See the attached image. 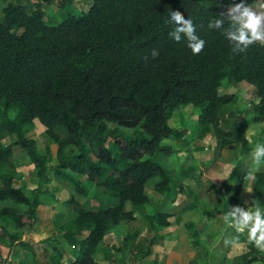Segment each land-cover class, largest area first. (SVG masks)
Instances as JSON below:
<instances>
[{"label":"trees","instance_id":"16d2710c","mask_svg":"<svg viewBox=\"0 0 264 264\" xmlns=\"http://www.w3.org/2000/svg\"><path fill=\"white\" fill-rule=\"evenodd\" d=\"M89 1L86 13L68 14L49 24L42 3L28 7L25 0H0V166L12 168L15 153L14 147L2 146L3 135H17L16 145L27 153L40 181L30 198L12 175L1 176L0 204L10 202L23 210H0L13 227L12 232L0 229V241L9 250L27 251L26 264H36L31 237L44 207L37 194L48 192L45 184L64 178L83 192L72 174L91 181L103 178L106 194L118 199L114 206L78 210L73 221L54 232L79 246L78 253L69 249L73 259L66 264H100L94 254L109 230L136 220L126 204H149L146 186L153 180H158L155 189L160 194H169L176 183L171 169L154 158L174 153V147L163 145L165 140L184 137L182 129L169 125L175 110L188 106L199 110L198 128L211 129L215 135V159L232 143L248 149L243 122L233 118L227 132L221 128L225 108L238 102L236 94H222L225 85L245 83L253 88L250 123L264 127V45L255 43L246 53L234 54L223 31L230 26L227 18L221 30L208 27L224 13L223 6L241 0ZM172 10L191 18L196 34L206 41L199 55L192 54L186 37L179 43L170 37L176 27L170 20ZM153 49L159 51L155 59ZM15 111L11 120L9 113ZM35 121L58 146L55 166L48 165V155L39 152L30 136ZM58 128L67 131L65 138L56 133ZM124 129L132 133L126 135ZM68 147H77L80 153L69 156ZM250 174L242 175L240 187L246 186ZM178 183L180 192L196 201V193L183 181ZM253 199L264 206V172L254 174ZM170 217L158 212L152 219L168 227ZM83 231L88 236L78 240ZM47 239L53 240V233ZM242 239L249 254L243 264L258 259L264 263V253L248 237Z\"/></svg>","mask_w":264,"mask_h":264},{"label":"rangeland","instance_id":"374dc122","mask_svg":"<svg viewBox=\"0 0 264 264\" xmlns=\"http://www.w3.org/2000/svg\"><path fill=\"white\" fill-rule=\"evenodd\" d=\"M38 3L43 4L46 21L49 24L60 22L68 14L86 13L92 5L89 0H25L28 7H35ZM227 9V6L222 7L224 13ZM221 92L238 96L236 104L225 108L221 118V128L227 132L233 124V118H237L244 123L245 133L248 129L256 131L253 143L248 142L247 150H243L240 146L241 153L236 158L220 156L214 159L215 135L211 129L198 128L199 110L193 106L175 110L169 125L182 129L185 132L184 137L165 140L164 146L171 145L177 151L171 155H158L154 158L171 169L176 183L169 194H160L155 189L158 180L149 182L146 193L151 202L142 207H135L132 204L128 206V210L136 214L137 220L133 223L122 222L118 227L111 228L103 243L101 242L100 250L95 252L98 259L106 261V264H141L148 250H152L154 259L150 261L147 259L142 264H180V250H186L182 252V256L188 264H231L236 261L243 264L236 258L233 262L228 259L241 254H245L246 259L249 257L246 242L242 239L248 237L247 232L239 234L238 246L225 244L226 239L238 234L234 228L228 227L223 222L222 217L232 207L241 206L245 210L251 207L254 174L257 172L251 153L255 143H264V127L250 123L253 114L249 105L255 99L252 87L245 83L240 86L227 84ZM15 117L16 111L9 113L11 120ZM45 131V128L35 124L30 136L36 140L39 152L48 155V165L55 166L58 164V146L46 136ZM123 132H126V135L132 133L125 129ZM57 134L65 138L67 131L58 128ZM17 140V135L9 133H5L1 139L3 147H14L15 154L11 158L12 168L0 166V183L3 182L2 175H12L15 184H23L27 188L25 193L33 198L35 190L32 189L37 187V190L40 187L37 170L27 153L19 150L16 145ZM65 152L69 156H74L80 153V149L68 147ZM96 153V150H92L94 159ZM182 165L184 168L181 167ZM247 171L251 173L250 179L246 186L240 187L242 175ZM258 172H264V162L261 163ZM72 175L77 180L80 178L83 192L78 191L71 181L60 178L45 184L48 192L37 194L44 206L41 219L49 221V226L43 231H36L32 238L34 250L39 255V258L36 257V264L39 259L40 264H49V254L53 252L54 254L70 253L69 249L74 243L63 233L56 235L54 232L73 221L78 210H93L103 206H114L117 203L115 198L105 196L103 178L91 181L87 176ZM182 180L196 193V201L180 192L178 182ZM4 207H14L18 213L23 210L10 202L0 204V210ZM158 212L171 215L173 225L159 226L152 219ZM188 224L193 226L189 227ZM2 227L13 231L11 222L4 216H0V229ZM195 229L198 231L197 236L193 234ZM47 233H50V236L53 233L54 239L51 241L46 239ZM0 246H2L0 263L16 264L22 257L29 256L21 247H19L20 255L15 256L9 253V248L4 247L1 241Z\"/></svg>","mask_w":264,"mask_h":264},{"label":"clouds","instance_id":"9594fccd","mask_svg":"<svg viewBox=\"0 0 264 264\" xmlns=\"http://www.w3.org/2000/svg\"><path fill=\"white\" fill-rule=\"evenodd\" d=\"M225 18L230 26L224 31V35L232 45L234 54L246 53L250 46L255 43L264 45V0H255L248 4L247 0L229 5L226 13H221L218 19H212L208 23L210 29L221 30L225 23ZM170 20L176 26L170 32V37L179 43L182 38L188 40V48L193 55H199L206 46V41L196 34V26L191 18H185L179 10H172ZM159 51L153 49L151 56L157 58ZM147 59V58H146ZM256 131L248 129L244 138L251 144ZM255 171L260 170V165L264 162V143H255L251 153ZM223 222L230 228H234L238 234L224 242L226 245L236 247L239 244V234L247 232L248 242L261 253H264V206L255 199L251 201V207L245 210L241 206L230 208L222 217Z\"/></svg>","mask_w":264,"mask_h":264},{"label":"crops","instance_id":"0c3cea01","mask_svg":"<svg viewBox=\"0 0 264 264\" xmlns=\"http://www.w3.org/2000/svg\"><path fill=\"white\" fill-rule=\"evenodd\" d=\"M35 124H38L40 127L42 126L43 128H45L39 121H35ZM46 129V128H45ZM57 130L58 129H56V133H57ZM169 146H171V145H169ZM213 146H214V143H213ZM241 145L240 144H238V143H232V144H230V145H228L227 147H225L223 150H222V152H221V157H225V156H228V157H230V158H236V157H238V156H240V153H241V147H240ZM173 147V146H172ZM215 149L213 148V151H214ZM177 151V149L176 148H174V153ZM15 154V153H14ZM242 155V154H241ZM215 159V158H214ZM12 163V162H11ZM182 168H184V166L182 165L181 166ZM174 178V177H173ZM79 180H80V178H78ZM15 181V180H14ZM154 181V180H153ZM182 181H184V180H182ZM38 182V181H37ZM157 182V181H156ZM3 183V182H2ZM185 183V182H184ZM0 186H2V184L0 183ZM16 186H18V187H20V188H22L25 192H26V187H24L23 186V184H16ZM172 187H173V185H172ZM26 188V189H25ZM36 188L37 187H34L32 190H36ZM194 190H197V188H194ZM104 193L106 194V191L104 190ZM29 196V195H28ZM105 196H109L108 194H106ZM113 198H115V197H113ZM116 200H117V203H118V199L117 198H115ZM116 203V204H117ZM131 203H127L126 204V211H128V212H133L132 210H128V206L130 205ZM193 205H195V204H193ZM42 214H43V211H41V218H42ZM135 214V213H134ZM135 216H136V214H135ZM136 218H137V216H136ZM171 218L172 217H170L169 218V222L171 223L170 224V226H172L173 225V222L171 221ZM137 220V219H136ZM136 220H134V221H131V222H129V223H133V222H135ZM47 220L46 219H40L39 221H38V223L36 224V228H35V233H36V231H43V229L45 228V227H48L49 226V221L48 222H46ZM116 227H118V226H116ZM169 227V226H168ZM112 228H115V227H112ZM111 230V229H110ZM35 233H34V235H35ZM34 235L31 237V244L33 245V240H32V238L34 237ZM50 235V233H47L46 234V239H47V237ZM88 236V232L87 231H83V232H81L80 234H78L77 235V238H78V240L79 239H84V238H86ZM127 238V237H126ZM105 240V239H104ZM102 243H103V241H102ZM102 243H100L99 245H98V247H97V251L96 252H98V250H100V248H101V244ZM75 244V243H74ZM74 244H72L71 245V247L72 246H75ZM197 244V243H196ZM78 244L76 245V247L74 248L75 250H77L78 249ZM181 248V247H180ZM188 248V247H187ZM72 249H73V247H72ZM78 251V250H77ZM77 251H74L73 253H76ZM148 252V251H147ZM182 252H186V250H180V264H188V261L187 260H185L184 259V256H182ZM9 253H11V254H13V255H15V256H19L20 255V250H19V247L18 248H14L13 250H9ZM37 253V252H36ZM78 253V252H77ZM26 254V253H25ZM150 254L151 255H149V256H146V255H144V257L143 258H145L144 260H141V264L146 260L147 261V259H148V261H150V260H153L154 259V257H153V255H152V250L150 251ZM37 256H38V258H39V255H38V253H37ZM245 254H241V255H239V256H233V257H231V258H229L228 260L230 261V262H233V260L235 261V258H236V260H240L241 262H242V260L243 259H245ZM73 259V255L71 254V252L68 254V253H59V252H57L56 254H54V252L53 253H50L49 254V258H48V260H49V264H66L68 261H69V259ZM94 258L97 260V262H99L100 264H106V261L104 262L103 260H100V259H98L97 258V255L95 254V256H94ZM27 260H28V256L27 257H22L19 261H18V263H16V264H24V263H26L27 262ZM145 261V262H146ZM54 262V263H53ZM243 263V262H242ZM13 264H15V263H13ZM37 264H40V259L39 260H37ZM173 264V263H172ZM231 264H239V262L238 261H236V262H233V263H231ZM252 264H263V262L261 261V260H256V261H254Z\"/></svg>","mask_w":264,"mask_h":264},{"label":"built area","instance_id":"2783aa9c","mask_svg":"<svg viewBox=\"0 0 264 264\" xmlns=\"http://www.w3.org/2000/svg\"><path fill=\"white\" fill-rule=\"evenodd\" d=\"M73 248H75L76 246H72Z\"/></svg>","mask_w":264,"mask_h":264}]
</instances>
